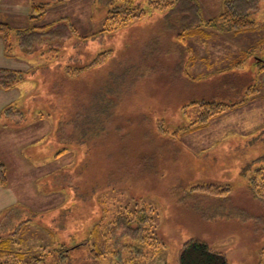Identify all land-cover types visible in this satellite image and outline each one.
Segmentation results:
<instances>
[{"label": "rangeland", "instance_id": "obj_1", "mask_svg": "<svg viewBox=\"0 0 264 264\" xmlns=\"http://www.w3.org/2000/svg\"><path fill=\"white\" fill-rule=\"evenodd\" d=\"M42 1L55 0H0V21L13 28L10 56L0 36V67L25 71L14 98L0 99V110L19 108L0 118V238L25 253L16 264H180L193 238L229 264H264V199L250 184L264 166V0L252 7L255 27L240 33L219 17L226 0H196L203 25L190 34L148 0H138L144 15L110 30L99 0L54 3L31 21ZM64 17L81 37L48 31L58 53L48 43L23 53L18 30ZM204 101L219 106L202 124ZM206 185L231 191L195 190ZM143 207L161 246L132 259L123 245L133 242L113 236V221ZM96 224L111 247L97 260Z\"/></svg>", "mask_w": 264, "mask_h": 264}, {"label": "trees", "instance_id": "obj_2", "mask_svg": "<svg viewBox=\"0 0 264 264\" xmlns=\"http://www.w3.org/2000/svg\"><path fill=\"white\" fill-rule=\"evenodd\" d=\"M64 0H55L52 2H33L31 4L30 20H42L48 13L51 4H60ZM259 0H226L224 12L219 16L221 20L235 32H245L252 30L255 27V21L251 18V10L253 5ZM99 4L104 5L107 9V16L105 18V26L103 30H110L119 25H127L146 13L145 9L141 8L138 0H99ZM148 7L153 11H166V15H171L173 29L175 25L179 26L180 31H185L190 34L195 30H200L203 25L201 10L196 0H148ZM65 17L59 23H51L42 26H31V28L18 30V40L20 47L25 54L38 53L44 48L46 43L49 48L56 53L59 52L58 46L54 43H49L46 36L51 37L52 34L60 37H65L68 34L80 36L75 27L69 23H65ZM67 22V21H66ZM65 23V24H64ZM212 25V24H211ZM209 23V26H211ZM102 30V31H103ZM12 32L13 28L8 22L0 21V36L4 40L5 53L12 54ZM83 38H87L84 36ZM64 42V38L62 40ZM106 53L99 54L94 60L93 64H101L105 58ZM81 71L80 68H70L69 73L72 75ZM25 71L19 69H11L0 67V87L5 90L18 88L24 81ZM248 85L247 91L250 90ZM248 96H244L243 100H248ZM205 111L201 117L202 124L207 122L209 118L215 114L214 109L219 106L218 103L203 102ZM7 107V108H6ZM0 110V118L2 116L18 112L19 108L13 103ZM3 114V115H2ZM1 121V119H0ZM202 126V125H201ZM8 183V167L5 161L0 157V185ZM251 188L257 197L264 199V166H260L254 170L250 178ZM195 190L207 193L217 197H226L230 194V187H222L216 185L198 186ZM121 212L113 221L114 230L113 236L120 237L118 232H122L126 238L132 241V245H123L130 250L132 259H137L145 255V250L153 248L158 250L161 246V241L153 232L152 222L154 223L153 213L146 208L130 209ZM114 239V237H112ZM89 239L94 240L90 247V255L92 258H102L105 254L110 253V245H108L107 235L103 233L100 224H96L89 233ZM88 239V240H89ZM129 246V247H128ZM162 246H164L162 244ZM165 247V246H164ZM60 259H62L63 253ZM117 254V253H115ZM25 253L22 251H15L12 248L10 239L0 238V264H16L17 260H23ZM70 258V257H69ZM131 259V260H132ZM63 261V260H62ZM130 261V260H129ZM180 264H229L226 253L216 250L210 244L201 239H190L183 245L179 255Z\"/></svg>", "mask_w": 264, "mask_h": 264}, {"label": "crops", "instance_id": "obj_3", "mask_svg": "<svg viewBox=\"0 0 264 264\" xmlns=\"http://www.w3.org/2000/svg\"><path fill=\"white\" fill-rule=\"evenodd\" d=\"M11 90H15V89L5 90V89H2L0 87V99L3 98L4 96H10V95H12L13 98H14V93ZM16 96L18 97V89H16V95H15V97ZM9 104H11V103H9ZM0 193L2 194L3 192H0Z\"/></svg>", "mask_w": 264, "mask_h": 264}]
</instances>
